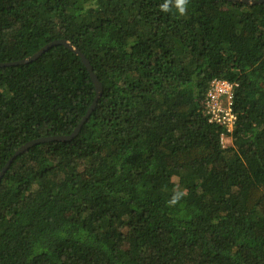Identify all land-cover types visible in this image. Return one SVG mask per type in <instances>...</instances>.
<instances>
[{
	"label": "trees",
	"instance_id": "1",
	"mask_svg": "<svg viewBox=\"0 0 264 264\" xmlns=\"http://www.w3.org/2000/svg\"><path fill=\"white\" fill-rule=\"evenodd\" d=\"M164 3L0 0V63L65 40L102 86L75 138L4 173L0 264H264V3ZM215 80L233 87L227 147L204 108ZM94 99L63 46L0 67V172Z\"/></svg>",
	"mask_w": 264,
	"mask_h": 264
},
{
	"label": "water",
	"instance_id": "2",
	"mask_svg": "<svg viewBox=\"0 0 264 264\" xmlns=\"http://www.w3.org/2000/svg\"><path fill=\"white\" fill-rule=\"evenodd\" d=\"M224 1L232 2V3L245 4V5H256V4L264 3V0H224ZM57 46H63L65 48L69 49L71 52H73L75 55H77L80 58L81 63L87 69V71H88V73L90 75V79L92 81V84L94 85V88H95V99H94V102L92 103L91 107L88 109L86 115L82 118L80 123L77 125V127L73 130V132L70 135L41 138V139L30 141V142L26 143L25 145H23L22 147H20L14 153V155L6 162L5 166L2 168V170L0 172V181H1L4 173L7 171V169L11 165L12 161L18 155H20L21 153H23L26 150H28L30 147H33V146L38 145L40 143H45V142H50V141L65 142V141H70L73 138H75L77 136V134L79 133V131H80L81 127L83 126V124L90 117L92 111L94 110V108L96 106L98 98L102 94V86H101L99 80L97 79L96 75L93 73L92 68H91L88 60L85 58L84 55L81 54V52H79V50L77 48H75L73 45H71L69 42H67L65 40L54 41V42L44 46L42 49H40L38 52H36L31 57L25 58L23 60L16 61V62H13V63H0V67H11V66H19V65L28 64V63L36 60L39 56H41L43 53H45L49 49H51L53 47H57Z\"/></svg>",
	"mask_w": 264,
	"mask_h": 264
},
{
	"label": "built area",
	"instance_id": "3",
	"mask_svg": "<svg viewBox=\"0 0 264 264\" xmlns=\"http://www.w3.org/2000/svg\"><path fill=\"white\" fill-rule=\"evenodd\" d=\"M232 85L225 81H213L206 94L204 108L212 123L225 132L220 137V144L226 147L230 142L231 132L236 123V116L233 113Z\"/></svg>",
	"mask_w": 264,
	"mask_h": 264
},
{
	"label": "clouds",
	"instance_id": "4",
	"mask_svg": "<svg viewBox=\"0 0 264 264\" xmlns=\"http://www.w3.org/2000/svg\"><path fill=\"white\" fill-rule=\"evenodd\" d=\"M189 0H165V3L161 6V9L165 12L170 11V6L174 7L180 15L186 13L187 5ZM223 134V133H222ZM232 145L231 139L227 146ZM226 146V147H227ZM180 198V195H174L173 199L169 202L170 204H175Z\"/></svg>",
	"mask_w": 264,
	"mask_h": 264
}]
</instances>
